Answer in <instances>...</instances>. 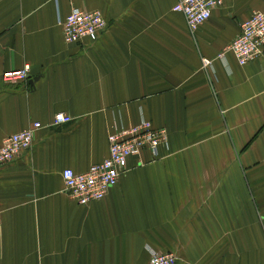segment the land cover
Returning a JSON list of instances; mask_svg holds the SVG:
<instances>
[{
  "label": "crops",
  "instance_id": "crops-1",
  "mask_svg": "<svg viewBox=\"0 0 264 264\" xmlns=\"http://www.w3.org/2000/svg\"><path fill=\"white\" fill-rule=\"evenodd\" d=\"M176 1L0 0V146L41 124L0 167V264H147L148 249L264 264V55L216 59L264 0H221L193 33ZM73 7L102 15L97 41L63 42ZM24 67L25 81L1 80ZM140 118L167 132L158 157L130 158L103 199L77 205L62 171L101 162L111 127Z\"/></svg>",
  "mask_w": 264,
  "mask_h": 264
},
{
  "label": "built area",
  "instance_id": "built-area-1",
  "mask_svg": "<svg viewBox=\"0 0 264 264\" xmlns=\"http://www.w3.org/2000/svg\"><path fill=\"white\" fill-rule=\"evenodd\" d=\"M221 0H177L173 11L183 16L191 33L207 21L213 9ZM57 23L61 28L65 44L93 43L106 29V21L98 11H84L73 7ZM231 54L240 66L264 55V13L254 11L240 25L238 35L220 52L216 59L223 61L225 55ZM201 68L213 74L212 61L201 59ZM28 67L2 73L4 83L23 82L27 78ZM71 121L67 115L57 114L53 117L54 125ZM41 128L34 122L29 128L6 137L0 146V167L12 162L20 154L29 151L33 142V133ZM168 142L165 129L153 127L152 123L140 118L136 124L125 126L114 124L107 135L108 155L101 162L91 165L86 171L76 173L64 169L61 178L68 197L77 205H87L100 201L114 187L120 175L127 172L128 161L148 152L153 158L159 155V149ZM1 220V209H0ZM147 264H176L177 257L172 253H162L148 249Z\"/></svg>",
  "mask_w": 264,
  "mask_h": 264
},
{
  "label": "water",
  "instance_id": "water-1",
  "mask_svg": "<svg viewBox=\"0 0 264 264\" xmlns=\"http://www.w3.org/2000/svg\"><path fill=\"white\" fill-rule=\"evenodd\" d=\"M32 81H34V80H32ZM32 81H29V84H30V86H32V84H33V82Z\"/></svg>",
  "mask_w": 264,
  "mask_h": 264
}]
</instances>
